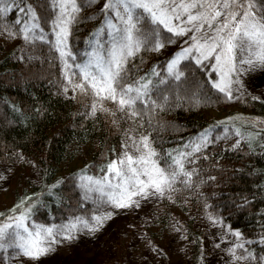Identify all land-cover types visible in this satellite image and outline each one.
Returning a JSON list of instances; mask_svg holds the SVG:
<instances>
[{"label":"snow or ice","instance_id":"6c2138e0","mask_svg":"<svg viewBox=\"0 0 264 264\" xmlns=\"http://www.w3.org/2000/svg\"><path fill=\"white\" fill-rule=\"evenodd\" d=\"M82 3L83 0H50L46 8L44 0L18 3L4 0L0 3V13L12 9L20 13L16 18L18 27L3 25L7 35L21 36L33 46L37 40L47 41L58 53L62 75L68 82L65 91L79 89L83 94L91 92L94 97L88 115L103 111L113 117L112 123L117 126L121 120L128 123L121 151L98 165L101 174L91 175L87 169L80 173L79 186L84 189V198L92 199L95 194L94 203L102 207L124 208L138 206L140 199L150 195L167 194L171 198L179 188H191L194 184L199 187L194 180L198 169L186 168L185 164H195L199 159L196 153L204 155L202 149L213 142L212 126L191 138L184 149L168 150L155 147L143 129L148 127L151 131L154 110L162 108L169 98V92L160 86L175 81L173 87L178 94L185 82L181 61L190 58L203 67L202 62L212 58L211 68L217 79L209 78L210 82L227 99L235 98L234 87L239 91V73L264 70V0H104L99 9L103 20L93 29L92 38L86 41V50L77 63V53L72 51L69 37ZM45 27H49L53 40H49ZM189 30L191 42L166 61L167 75L163 79L155 66L141 75L132 65L141 50L158 51ZM71 68L79 70L78 81L73 80L77 74ZM106 100L114 102L115 107H105ZM116 113H120L119 119ZM228 131L225 127L224 132ZM240 131L236 128L237 135ZM247 135L252 137V133ZM34 203L38 202L25 196L7 214L0 213V252L4 260L19 255L37 259L52 250L58 242L57 236L71 240L78 231L99 229L105 219L114 215L111 211H93L88 217L74 216L59 225L45 224L33 219ZM208 218L224 226L222 217L209 213ZM229 233L236 242L227 251L236 264L264 261V256H257L246 247L252 242L242 238L238 229L229 226L223 239H228ZM258 241L264 245V236ZM9 250H12L10 255Z\"/></svg>","mask_w":264,"mask_h":264},{"label":"trees","instance_id":"16d2710c","mask_svg":"<svg viewBox=\"0 0 264 264\" xmlns=\"http://www.w3.org/2000/svg\"><path fill=\"white\" fill-rule=\"evenodd\" d=\"M44 3L47 8L49 1ZM9 14L13 20L20 15L15 9ZM102 20L99 9L83 0L69 37L78 59ZM9 42L0 36V166L15 162L21 171L20 186L19 178L9 189L13 205L29 197L38 202L34 203L33 216L42 221L83 213L87 208L82 205L77 176L85 169L91 175L101 174L98 165L121 151L126 125L122 121L119 126L113 124V117L103 111L86 114L94 98L91 92L83 94L77 89L69 96L56 92L64 78L48 44L37 42L33 50L36 58L25 61L18 58V52L27 42L22 37ZM168 59L167 54L149 49L141 50L131 63L141 75L155 66L163 79ZM210 67V63L201 67L193 60L186 61L185 82L178 94L171 78L160 86L166 88L169 98L162 108L154 110L151 131L143 129L158 149H184L191 138L209 126L219 130L218 120L237 112L264 115V92L259 97L247 94L227 99L212 86L209 78L215 76ZM240 128L244 139L219 138L202 149L204 155L195 154L199 159L190 165L198 169L194 180L199 187L179 188L148 212L143 229L152 239H159L173 222L182 221L190 264H198L202 255L204 232L197 219L206 212L222 217L251 240L247 247L264 254V245L258 241L264 236V129ZM248 133H252L251 138Z\"/></svg>","mask_w":264,"mask_h":264},{"label":"rangeland","instance_id":"374dc122","mask_svg":"<svg viewBox=\"0 0 264 264\" xmlns=\"http://www.w3.org/2000/svg\"><path fill=\"white\" fill-rule=\"evenodd\" d=\"M48 1L50 3V0ZM3 2L4 0H0V3ZM87 2L90 7L100 9L104 0H87ZM10 12L11 10L6 14L0 13V36L5 42L10 41L9 43H11L13 39L21 37L9 36L2 30L5 23H7L9 27H18L16 20H13L9 14ZM45 32L48 34L49 40L54 39L50 30H45ZM164 32H167V30H164ZM190 37L191 30L185 33L184 36L177 37L175 42L170 44L165 43L164 47L155 51L167 54L169 58H171L180 47L185 46V43L191 42ZM102 39H106V37H102ZM37 42L48 44L49 48L54 51L58 59V53L51 48L47 41L42 42L37 40L36 43ZM36 43L34 46L28 42L22 44L19 48L18 58L23 56L24 58L20 59L25 61H31L36 58L33 51L36 48ZM29 57L33 58L30 59ZM75 60L77 63L81 61L77 56ZM189 60L192 59L189 58L181 61V65L183 66L182 70H184V63ZM58 61L63 72V65L59 59ZM202 63L203 65L210 63L211 66L212 58ZM70 71L77 74L73 77V80L78 81L80 79L79 70L71 68ZM210 71H212L215 76L212 80L217 79L211 67ZM239 79V91H237L236 87L233 88V95L235 98L243 97L247 94L259 97L263 94L264 70L257 68L249 70L248 72L239 73ZM67 83L68 82L64 79L61 88L57 89L56 92L64 96L72 94L73 91L71 88L65 91ZM104 103L107 108L115 107L114 102L106 100ZM89 106L90 104L86 109V114H88ZM119 117L120 113H116V118L119 119ZM121 121L125 123V128H127L128 123L123 120ZM218 123L221 124L219 130H216L217 126L211 128L210 139L213 141L217 139V136H219V138L241 137L245 132L240 131V135H237L236 128L241 130L240 127L242 125L251 129H264V115L237 112L229 117H222L218 120ZM233 125H235V128ZM225 127L229 129L227 133L224 132ZM139 131L140 130L137 129L138 133ZM200 134H198V136ZM185 167L192 168L190 163H186ZM16 169L19 170L15 162L6 166H0V213L3 214L14 207L13 203L15 199L9 195V189L11 190V188L16 185V181L22 177L21 171L19 170L17 173ZM21 180L20 178L17 186H20ZM77 182L79 186V176H77ZM79 189L81 192L82 205L87 208L83 213L71 215L65 219L51 217L47 221L39 220L32 214L33 219L39 223L59 225L62 222L72 219L74 216L88 217L93 211H99L100 213L111 211L114 215L105 219L103 225L99 229L92 232L86 229L78 231L71 240L62 236H57L58 242L53 244L52 250L37 259L19 255L9 260H4V254L0 252V264H190L189 245L184 230L185 228L181 220L173 222L167 232L159 239H152L143 229L150 216L148 212H150L152 208H156L157 204L162 201L167 194L163 196L150 195L142 198L139 200L138 206L115 208L113 206L102 207L94 203L95 194H92V199H85L84 189L80 186ZM208 214L209 213L206 212L197 219V223H199L198 226L204 232L202 255L198 264H236V262L232 260L231 254L227 251L231 244L236 242V238L229 233V238L223 239L229 225L224 220L223 227L214 223L209 220ZM11 251L12 250H9V255ZM255 254L257 256H264L262 253ZM241 264H264V261H244L241 262Z\"/></svg>","mask_w":264,"mask_h":264}]
</instances>
